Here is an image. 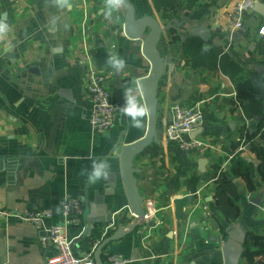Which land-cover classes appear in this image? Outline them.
Wrapping results in <instances>:
<instances>
[{"label":"crops","instance_id":"1","mask_svg":"<svg viewBox=\"0 0 264 264\" xmlns=\"http://www.w3.org/2000/svg\"><path fill=\"white\" fill-rule=\"evenodd\" d=\"M237 1L175 0L170 9L158 11L156 0H130L137 19L151 16L162 26L175 20L181 23L185 40L192 37V29L207 28V40L197 38L211 49H222L242 66L244 77L257 91V110L246 106L247 112L238 103L236 88L220 70L190 67L183 37L174 30L165 32L158 46L167 62L157 97L161 157L146 153L135 163L141 171L137 178L146 198L145 212L152 209L154 217L147 228L139 227L109 245L101 257L103 264L109 256L119 257L122 264H224L228 228L239 224L247 237L264 234V181L252 149L260 139H249L259 126L257 112H264V16L247 15L243 35H231L228 15ZM102 4L103 0H72L70 9L60 10L51 0H0V19L10 26L0 39V211H50L53 217L46 228H64L78 257L91 253L95 242L114 226L108 237L112 236L118 221L132 224L119 157L124 146L138 142L148 131V118L144 128L136 129L119 111L110 132L97 135L91 130L92 103L85 91L88 68L105 76L118 108L125 103L124 86L137 87L151 68L142 52L143 40L125 36V9L108 21ZM163 14L173 19L165 21ZM108 52L126 59L122 72L106 65ZM136 94L145 103L139 87ZM196 104H202L205 113L203 133L198 136L204 146L186 152L167 142L166 128L173 106ZM253 113L255 118L248 119ZM240 141L245 142L242 152ZM89 155L109 160V180L86 183L80 173L90 169ZM231 155L249 162L255 182L250 192L243 179H236L241 216L233 225L217 210L215 184L205 190L199 185L198 195L187 189L193 175L207 182L216 165ZM201 161H205L203 170ZM66 197L83 205L79 222L69 227L61 207ZM45 236V230L14 216L0 218V264H46L57 250L41 244ZM239 264H248L244 254ZM253 264H264V257Z\"/></svg>","mask_w":264,"mask_h":264},{"label":"built area","instance_id":"2","mask_svg":"<svg viewBox=\"0 0 264 264\" xmlns=\"http://www.w3.org/2000/svg\"><path fill=\"white\" fill-rule=\"evenodd\" d=\"M257 0H238L234 4L233 9L229 12L231 35L237 34L244 28V19L247 15L255 12ZM264 34V31H261ZM85 91L92 103V111L90 114V126L94 134L103 135L110 132L115 124L119 108L113 104L111 94L105 86V76L99 73L94 67L88 68V73L85 82ZM205 121V113L202 104L194 106L175 105L172 108V120L166 128V140L168 143H174L179 148L186 152H191L194 149L203 147V142L197 136L191 138V134L200 128H203ZM241 142L239 152L245 150L244 141ZM235 155L228 157L221 165V169H226ZM216 177L213 176L207 182H203L202 188L205 190L211 187L216 182ZM199 192L196 194L198 195ZM62 214L66 221V226L75 225L79 222V217L83 214V205L80 200L66 197L61 203ZM133 215V213H132ZM16 217L26 224L34 226L37 230H45L46 236L41 239V244L46 248L52 246L56 248L57 254L48 257L46 264H97L94 259V253L101 242L108 237L107 230L101 241H96L91 253L84 257H78L73 253L72 243L69 241L66 230L62 227H52L47 229L46 222L52 219L53 214L47 210H25L21 213H13L8 211H0V218ZM134 217V215H133ZM154 217L151 210L145 212V216L138 220L141 228H147ZM123 261L117 256H109L105 264H122Z\"/></svg>","mask_w":264,"mask_h":264},{"label":"water","instance_id":"3","mask_svg":"<svg viewBox=\"0 0 264 264\" xmlns=\"http://www.w3.org/2000/svg\"><path fill=\"white\" fill-rule=\"evenodd\" d=\"M126 11L124 18V33L131 40H143L142 52L144 57L150 62L151 68L149 75L139 80L138 85L143 96L144 102L150 109L148 117V131L144 138L122 148L120 153L121 176L126 196L128 198L130 209L137 219H142L145 216L144 202L146 198L141 195L139 190L138 176L141 171L136 168V161L153 145H160L161 140L158 134V87L162 80L167 62L159 52L158 46L165 32L174 30L179 36L185 39L181 33L183 25L179 22L172 21L165 25H161L157 19L151 16H144L140 19L136 17V10L130 0H127V6L123 7ZM255 13L264 16V4L257 1ZM247 27L235 34V37L243 35ZM192 36L206 39L209 32L207 28L200 27L190 31ZM207 40V39H206ZM262 70V68H258ZM203 129L193 132L191 138H196L202 135ZM200 169H204L205 161H201ZM255 204H258L257 202ZM134 219L132 224L123 226L121 221H118L117 230L112 236L104 239L98 246L95 252V261L97 264H103L101 257L104 250L114 242H117L126 236L132 234L140 226L138 220ZM228 239L225 242L222 251L224 264H239L244 254V244L246 242L247 232L239 224H235L227 229Z\"/></svg>","mask_w":264,"mask_h":264},{"label":"trees","instance_id":"4","mask_svg":"<svg viewBox=\"0 0 264 264\" xmlns=\"http://www.w3.org/2000/svg\"><path fill=\"white\" fill-rule=\"evenodd\" d=\"M174 2L175 0H156V8L158 11H165L169 7H173ZM163 17L165 21H171L173 19V16L170 14H163ZM183 40L185 41L184 57L190 67L193 69L207 68L211 71L220 70L225 76L231 79L236 88L238 103L241 106L245 105V109L246 106H250L252 109L255 108L254 101L257 91L253 83L246 80L244 77V69L237 61L232 59L220 48H209L197 37L192 36ZM255 109L257 110V107ZM257 114L260 117L259 126L254 134L249 135V139L252 140L255 137L260 139L257 144L252 145V149L259 161L258 172L260 178L264 181V131H262L264 129V112L262 114L257 112ZM255 116L256 113L250 116L248 115V119L255 118ZM158 149L157 145H153L144 154L147 153L153 158H160L161 154ZM222 164L216 165L214 171V176L217 178L215 182V203L217 210L224 216L227 223L233 225L241 216V210L238 205L240 191L235 183L236 179H243L250 192L255 190V182L249 162L240 158V156L234 157L229 166L224 170L221 169ZM203 182L202 177L195 174L188 181L187 189L192 194H196L198 186L203 184ZM178 185L179 176L177 175L173 179V186L176 187ZM175 190V192L179 191L177 189ZM221 230L224 232L225 228L221 227ZM258 257H264V234L255 235L250 233L245 242L244 258L248 264H253Z\"/></svg>","mask_w":264,"mask_h":264},{"label":"clouds","instance_id":"5","mask_svg":"<svg viewBox=\"0 0 264 264\" xmlns=\"http://www.w3.org/2000/svg\"><path fill=\"white\" fill-rule=\"evenodd\" d=\"M53 6L60 10L70 9L72 7V0H51ZM127 6V0H103L102 14L108 21H114L116 14L120 12L123 7ZM65 29L69 26L64 25ZM10 31V26L2 19H0V39L7 35ZM106 65L109 66L115 73L122 72L127 67V61L118 53L108 52ZM139 87V85H137ZM137 87L130 85L124 86V100L125 103L119 108L121 116L129 118L132 128L141 129L145 127V121L150 116V109L146 103H142L137 96ZM91 160L90 169H82L81 175L86 177V183L95 185L99 181H107L111 174V164L106 157L96 158L92 155L87 157Z\"/></svg>","mask_w":264,"mask_h":264},{"label":"rangeland","instance_id":"6","mask_svg":"<svg viewBox=\"0 0 264 264\" xmlns=\"http://www.w3.org/2000/svg\"><path fill=\"white\" fill-rule=\"evenodd\" d=\"M245 197V196H244Z\"/></svg>","mask_w":264,"mask_h":264}]
</instances>
